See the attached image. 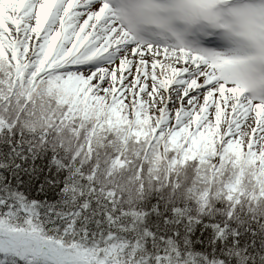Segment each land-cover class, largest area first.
Wrapping results in <instances>:
<instances>
[{
	"label": "snow or ice",
	"instance_id": "6c2138e0",
	"mask_svg": "<svg viewBox=\"0 0 264 264\" xmlns=\"http://www.w3.org/2000/svg\"><path fill=\"white\" fill-rule=\"evenodd\" d=\"M0 264H264V0H0Z\"/></svg>",
	"mask_w": 264,
	"mask_h": 264
}]
</instances>
